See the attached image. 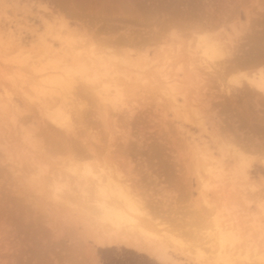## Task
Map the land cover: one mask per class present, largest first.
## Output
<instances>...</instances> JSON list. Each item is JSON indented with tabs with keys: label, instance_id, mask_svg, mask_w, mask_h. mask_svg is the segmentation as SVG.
I'll use <instances>...</instances> for the list:
<instances>
[{
	"label": "rangeland",
	"instance_id": "obj_1",
	"mask_svg": "<svg viewBox=\"0 0 264 264\" xmlns=\"http://www.w3.org/2000/svg\"><path fill=\"white\" fill-rule=\"evenodd\" d=\"M0 35V264H101L99 248L112 246L159 264H212L196 257L192 239L206 231L210 207L243 226L242 249L264 252V95L247 84L264 69V0H0ZM204 37L226 41L231 53L221 68L207 69L190 54ZM92 46L138 66L129 70L118 112L94 100L106 77L79 82L68 96L78 114L67 132L48 116L61 98L33 97L10 78L8 59L21 51L38 68L52 59L70 65ZM165 60L170 84L157 70ZM235 146L248 162L243 171ZM70 162L128 181L159 230L177 239L165 240L172 260L124 244L99 246L86 212L54 204L47 183L26 180L34 164L62 179ZM205 165L224 172L210 175Z\"/></svg>",
	"mask_w": 264,
	"mask_h": 264
},
{
	"label": "bare ground",
	"instance_id": "obj_2",
	"mask_svg": "<svg viewBox=\"0 0 264 264\" xmlns=\"http://www.w3.org/2000/svg\"><path fill=\"white\" fill-rule=\"evenodd\" d=\"M246 17V29L249 31L251 28L252 13H248L247 11ZM228 39L229 40L227 41L232 42L230 37ZM225 42L223 40H211L204 37V40L197 41V52L195 50L189 52L192 56H194V53L200 54V61L198 63L204 64L205 68H221L222 64L229 58V56L227 57L228 52L231 53L230 50H227L229 48L225 45ZM20 52L21 51L15 52L17 54L8 59L13 63L10 71V78H12V80L17 79L21 83L28 85L30 91L32 90V96L40 101H46L47 98L58 95L62 101L48 113V116L54 124L61 127V129H65L67 132L68 130H71L75 124L74 121L78 114V112L76 113V108L74 110V105L71 104L70 106L68 98L73 97L72 93L75 95L74 91L79 82L84 84L95 83L97 79L101 78V76L106 77L105 81L96 85V88L98 89L96 90V94L98 95L94 100H99L100 104H104L103 106L106 104L110 110L118 112V110L122 109L121 106L124 107L123 100L126 103V99H124L126 96L124 82L130 79V68L136 67L137 65L136 60L132 59L129 55L122 54L121 56V54H119V56H117L118 54H106L103 53V51L96 50L93 46L87 51H76L77 57L74 58L70 65L66 63L58 64L57 61L52 59L49 60L51 62L48 61L50 63H48V66L46 64L41 67L40 63L39 66L41 68H38V63L34 60H30L31 58L29 59L30 56L27 58L25 56L23 57L22 52ZM4 55L7 56L6 53ZM191 59L193 60L192 57ZM163 63L164 64L158 67L159 69L157 70H162L160 71L161 74L159 73L160 76L163 75L162 72H165V82L166 84H170L168 78L170 65L167 60ZM194 65L197 67L196 64ZM194 65L193 72L196 74V77H198L200 73H198V69L194 67ZM145 66H148V63L144 66L141 65V70H143V67ZM26 69L30 73L38 74V77L33 76L34 74L30 75L29 72L26 73ZM157 70L156 74L158 73ZM24 71L26 72L24 73ZM29 76L33 77L30 78ZM247 84L253 91H257L264 95V69L261 68L256 73L253 72L252 76L247 78ZM90 89L92 90V88ZM174 101L176 100L174 99ZM82 113L83 111L81 114ZM194 113H196V111H194ZM186 114L183 115L186 116ZM6 115H8L7 112ZM83 115L84 114H82V116ZM23 135H25L26 139H29L30 137L28 133ZM208 151L209 149L206 146V151L203 153L199 152L204 161L209 157L207 155ZM232 152L233 155L237 157L238 165L243 171L248 162L243 156L241 149L236 148L235 146ZM261 160H263V158ZM34 165L35 167L28 170L29 173L27 174H29V179L26 180L30 181V183L41 181L47 183L50 195H52L55 201L54 204L65 206L69 209L78 207L81 212H86V215H89L91 217L90 220L92 221L91 226L89 225L91 230H87L91 232L89 234H91L94 241L99 246L124 244L134 249L144 251L145 253H150L160 261L167 262L172 260L165 240L170 239L168 241V243H170L171 240L177 241V239L172 234H166L159 230L158 227L161 224L158 223L159 221L157 222L158 224L155 223L156 220L155 222L153 221L154 219H152L150 213L147 212V205L141 201V198H137L135 194H132L133 190L127 183L128 181L126 182L102 169H94L92 168V165L87 162L82 165L71 162L68 165H64L66 171H64V174L62 173V179L59 177L53 179L51 176H48L49 174L47 175V168L40 164H38V166H36V164ZM215 168L211 165H205V169L210 175L216 177L222 176L224 172L223 168H216L218 169L217 171ZM65 172L68 176H65V179H63ZM212 208L210 207L209 209V212L212 215L210 216V223L208 224L206 231L192 234V239L194 240L193 242L195 245L193 247V249H195L193 252H195L196 257L198 259H205L212 264H264V252H262V250L260 251L257 250V247L256 249H254L255 247H252L255 250V253L250 254V252H253L248 246L247 248L244 247V249H242L243 246L241 248L242 240L245 238V234L243 235L241 232L243 226L240 225V228L239 225L236 223L234 224L232 221L223 222L218 214L219 212L217 213L213 211L214 208ZM60 210H62V208ZM261 235H263V233L260 234V237ZM190 247L192 246L190 245ZM174 264L181 263L174 261Z\"/></svg>",
	"mask_w": 264,
	"mask_h": 264
},
{
	"label": "trees",
	"instance_id": "obj_3",
	"mask_svg": "<svg viewBox=\"0 0 264 264\" xmlns=\"http://www.w3.org/2000/svg\"><path fill=\"white\" fill-rule=\"evenodd\" d=\"M101 264H159L143 253L116 246L99 248Z\"/></svg>",
	"mask_w": 264,
	"mask_h": 264
}]
</instances>
